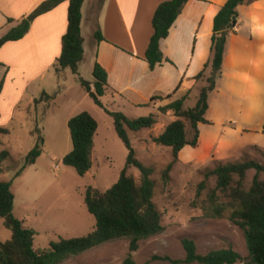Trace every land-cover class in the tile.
<instances>
[{
	"label": "rangeland",
	"instance_id": "374dc122",
	"mask_svg": "<svg viewBox=\"0 0 264 264\" xmlns=\"http://www.w3.org/2000/svg\"><path fill=\"white\" fill-rule=\"evenodd\" d=\"M213 12L214 9L209 15ZM241 22L242 19L240 31L245 29V24ZM232 33H235V28ZM246 36L251 38L250 34ZM227 38L225 61L215 81V89L208 97L206 118L209 124L198 125L196 146H186L179 152L167 180L163 179L162 172L172 161L171 150L157 145L153 138L175 117L170 110L160 113L155 104L166 105L188 91L184 107L190 108L195 104L199 89L205 85L204 80L195 81V75L187 78L185 83L178 84L177 90L175 88L168 93L171 94L170 98L157 99L150 102L149 107H128L123 104V108L121 102L108 106L131 118L152 113L156 116V123L151 128L128 132L136 158L152 171L153 202L161 214L164 227L160 234L139 241L138 249L132 254L139 264H172L169 260L153 259L154 256H166L170 260L183 258L184 238L195 243L198 253L230 247L241 257L234 264L249 263L245 238L242 230L230 219L231 209L228 207L218 217L207 213V193L215 186L214 176L205 180V188L197 195L205 173L216 165L248 160L264 161L262 99L261 107L258 104L259 91L262 89V65H258V61L250 63L246 52L241 60L237 55L242 52V47L237 45L230 33ZM257 38L262 43V36ZM208 59L204 60L201 69ZM50 71L45 78L25 89H22L20 82L12 83L9 88L14 86L16 91L13 90V93L8 90L0 95V127L7 131L0 132V152L6 150L9 153L0 163V181L11 182L13 214L23 221L24 226L35 231L34 247L40 250L47 249L51 242L60 237L82 236L93 230L95 219L83 201L85 188L92 186L101 192L108 189L117 180L127 155L124 144L116 135L112 118L94 104L70 69L56 71L58 82L55 72ZM210 72L208 66L204 77H208ZM81 74L85 79H92L91 72L85 68H81ZM60 88L61 93L54 104L46 95H42L43 89L52 94L53 89L57 91ZM84 110L96 119L98 130L91 157L92 167L85 175L79 176L74 168L62 163L63 156L72 147L64 118ZM186 130L190 138L192 134L187 121ZM40 138L43 139L41 155L15 176L24 165L26 155ZM127 173L139 181L137 168L128 167ZM254 173L253 169L245 173L243 186L246 190L251 185ZM259 179L264 181V173L259 174ZM220 200L224 203L227 201L225 198ZM10 236V230L3 226L0 217V241ZM128 245V238L115 239L69 256L59 264H121L128 252Z\"/></svg>",
	"mask_w": 264,
	"mask_h": 264
},
{
	"label": "trees",
	"instance_id": "16d2710c",
	"mask_svg": "<svg viewBox=\"0 0 264 264\" xmlns=\"http://www.w3.org/2000/svg\"><path fill=\"white\" fill-rule=\"evenodd\" d=\"M62 0H47L23 18L18 25L11 28L0 37V47L9 41L21 39L29 30L33 19L57 5ZM67 28L61 39V51L57 58L56 71L69 68L81 87L94 104L102 108L113 120L114 130L124 144L127 155L125 164L117 180L105 191L101 192L92 186H87L84 192V205L94 217L93 230L85 235L63 238L51 242L47 249L34 247L35 231L23 225V221L13 214L14 194L10 181H0V217L3 226L10 230V238L0 241V264H59L69 256L77 255L98 245L119 238H128V252L121 264H139L133 259V253L138 249L139 241L160 234L164 227L161 224V214L154 202V181L151 179V169L143 165L135 156V150L130 142L128 132L149 129L156 123V116L148 114L137 118L128 117L122 111L106 107L101 97L106 93L108 82L104 68L95 62L92 69L93 81H87L79 75V64L83 58V39L81 36V7L84 0H67ZM188 0H165L157 5L151 19L152 35L150 36L144 58L149 68L153 69L164 62L172 63L164 57L160 49V41L168 36L169 29L180 14ZM256 0H226L221 5L212 23L210 43V57L203 68L193 77L195 81L204 80L205 85L199 89L195 97V104L190 108L184 107L188 98V91L181 97L166 105L158 106L160 113L172 111L174 119L153 141L160 146L171 150L172 161L162 172L164 180L168 179L173 163L177 161L179 152L186 146H196L199 138V124H209L206 112L209 108V93L215 89V81L220 74L225 53L226 40L237 23V7L243 3ZM11 21V19H8ZM97 41L103 40L99 31L94 32ZM210 66L211 72L204 77L205 69ZM0 81V92L2 89ZM181 83V82H180ZM179 88L177 85L176 89ZM51 98L46 93H42ZM154 95L150 102L157 99L170 98ZM37 102V99H35ZM264 104V100H263ZM186 121L191 130L188 138ZM71 139V150L67 152L62 163L74 168L79 176L85 175L92 167V152L94 137L98 129L96 119L88 112L81 111L67 121ZM0 132L7 133L3 128ZM261 133L264 135V122ZM43 139L40 138L28 152L24 165L15 176H18L24 167L32 164L41 155ZM9 156L8 151L0 152V163ZM128 167H135L139 171V181L127 173ZM255 171L250 187L243 186L247 170ZM264 173V161L254 160L243 162L218 164L211 171L205 173L204 180L199 184L197 195L205 188V180L215 177V186L207 193V213L218 217L228 207L230 219L243 232L249 257L248 264H264V181L259 174ZM225 198V203L221 201ZM185 256L181 259L170 260L169 257L153 259L169 260L172 264H234L241 259L239 253L232 248L211 249L204 254L198 253L195 243L188 238L182 239Z\"/></svg>",
	"mask_w": 264,
	"mask_h": 264
},
{
	"label": "crops",
	"instance_id": "0c3cea01",
	"mask_svg": "<svg viewBox=\"0 0 264 264\" xmlns=\"http://www.w3.org/2000/svg\"><path fill=\"white\" fill-rule=\"evenodd\" d=\"M45 1L0 0V37ZM163 1L84 0L80 23L83 58L79 64V75L83 78L81 68L92 74L95 62L104 68L108 86L101 101L106 107L116 102H121L123 108V104L128 107L143 106L156 94L167 95L180 82L185 83L187 78L196 75L204 60L210 57L213 18L226 0H188L170 27L168 36L160 41L164 57L172 63L164 62L153 69L149 68L144 53L152 35L151 19L155 8ZM67 8L68 1L62 0L50 10L37 15L21 39L6 42L0 47V81H3L0 95L8 90L15 92L14 86L9 88L12 83L20 82L22 89H25L45 78L46 74L51 73L50 70L55 72L58 82L55 66L61 51V39L67 28ZM237 12L235 33L230 34L242 47V52L237 55L241 60L246 52L250 63L258 61L257 64L262 65V89L259 91L258 104L261 107L262 99L263 112L264 0L243 3L237 7ZM241 19V24H245L242 31ZM96 31L102 34L103 40L95 39ZM249 34L251 38L246 36ZM258 36H262V43ZM227 44L228 41L225 49ZM85 80L93 81V77ZM42 92L49 95L54 104L61 88L57 91L53 89L52 94H48L45 89ZM155 106L158 108L161 105L157 103ZM71 117L66 116L64 121L67 123ZM96 136L97 131L94 147Z\"/></svg>",
	"mask_w": 264,
	"mask_h": 264
}]
</instances>
